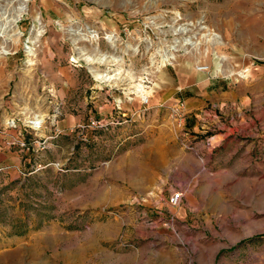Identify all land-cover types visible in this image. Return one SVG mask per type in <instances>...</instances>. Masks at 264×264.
Listing matches in <instances>:
<instances>
[{
  "label": "rangeland",
  "instance_id": "374dc122",
  "mask_svg": "<svg viewBox=\"0 0 264 264\" xmlns=\"http://www.w3.org/2000/svg\"><path fill=\"white\" fill-rule=\"evenodd\" d=\"M5 2L26 14L0 56V128L26 130L9 145L30 162L0 172V264H264V0ZM174 39L191 45L143 75V106L131 74ZM75 48L122 58L116 85ZM210 81L227 109L206 108L209 125L191 114L186 150L170 107ZM34 115L38 130L23 123Z\"/></svg>",
  "mask_w": 264,
  "mask_h": 264
},
{
  "label": "bare ground",
  "instance_id": "6f19581e",
  "mask_svg": "<svg viewBox=\"0 0 264 264\" xmlns=\"http://www.w3.org/2000/svg\"><path fill=\"white\" fill-rule=\"evenodd\" d=\"M5 2V0H3ZM8 3L5 2V5H3L0 9V18L2 20V23H0V38L4 39V44L0 43V56H5L9 55L10 51L7 49L5 46V43H7L8 40L11 39V35H9L8 28L10 27L11 24L17 23L23 15L26 14V10L24 8L23 3L18 2L16 6L13 7L11 10H7L4 6H7ZM73 35H81L82 39L85 41L86 39L83 37V34H80L79 32L75 31H70ZM178 32L185 33L186 29L185 28H179V29H174L172 31L173 35H176ZM91 33V32H87ZM15 36V35H14ZM71 36V35H70ZM93 41L95 40V35L90 37ZM108 41L110 38H107ZM191 43L188 39H183V40H177L174 39L172 42H170L167 47L171 52L168 51H163L162 54L159 56V62L156 67H154V62L151 59L150 60V66L148 68L143 69V74L136 77L135 75L131 74V80L135 83L132 86V89L129 93L132 95H135V97H138L140 99H144L145 97H149L151 95L150 91H146L145 87L142 86V80L146 77L143 78V75L149 74L151 71L150 69L154 68L155 70H159L160 68L170 64L172 60H174V54L177 51L180 50H186V46H190ZM126 48L134 50V48L131 45H128ZM29 54H31V49H28ZM77 51L80 60L87 65L89 73L92 75L93 79L100 82V83H109L113 84L116 79H118L119 73L121 71V67L124 65L122 58L117 57L113 54H106L103 52H99L96 50H86L82 48H75ZM223 59V58H221ZM220 61H218L219 63ZM28 66L32 65V60L29 59L27 62ZM106 66V69H99L96 66ZM111 65H117L118 68L116 70H110L108 66ZM27 66V67H28ZM233 74H229L227 77L232 76ZM116 83V82H115ZM114 83V84H115ZM116 85V84H115ZM148 88V87H147ZM128 95V94H127ZM42 121V116L40 115H34V116H24L23 117V123L26 125H29L31 128H34L35 130H38L40 128V124Z\"/></svg>",
  "mask_w": 264,
  "mask_h": 264
},
{
  "label": "crops",
  "instance_id": "0c3cea01",
  "mask_svg": "<svg viewBox=\"0 0 264 264\" xmlns=\"http://www.w3.org/2000/svg\"><path fill=\"white\" fill-rule=\"evenodd\" d=\"M5 88L6 86L1 85L0 82V94L5 92ZM223 88L224 84L222 82L210 81L207 85H205V89L202 88L200 90V93L188 95L186 99L183 100L190 112L188 118L194 120V118H191V114L192 116H196V113L199 112L202 116L201 118H204L207 125L216 123L215 117L204 110L208 107L213 109L214 106L220 108L221 110L227 109L229 99L227 98L228 96L226 95L227 93L225 90L223 91ZM192 120L187 122V126L192 122ZM3 126V128H0V167L19 171L21 165H26L27 162H30L28 159L30 149L25 148L20 150L18 147H10L9 144L14 141L18 143H22L23 141L25 142L26 130L8 129L4 124ZM198 126V124L194 125L195 129L199 131ZM199 132L206 133L205 131ZM218 136H223V134H219ZM215 137L216 136L211 139H215ZM32 151H34L33 148L31 149V152Z\"/></svg>",
  "mask_w": 264,
  "mask_h": 264
},
{
  "label": "built area",
  "instance_id": "2783aa9c",
  "mask_svg": "<svg viewBox=\"0 0 264 264\" xmlns=\"http://www.w3.org/2000/svg\"><path fill=\"white\" fill-rule=\"evenodd\" d=\"M199 72H205L208 70L207 66H199L196 68ZM149 102V99L146 97L142 101V105L146 106ZM190 112L188 111L187 105L184 101H176L173 106L170 107V119L172 122L173 129L175 130V137L180 141L182 146L186 150H193L192 145L188 142L189 134L185 128L186 121L189 116ZM9 127V126H8ZM34 129V128H31ZM13 144V143H12ZM21 147H26V144L23 143L20 145ZM8 168L1 167L0 172L4 171ZM182 193H172L169 197V204L171 206H177L182 199Z\"/></svg>",
  "mask_w": 264,
  "mask_h": 264
}]
</instances>
